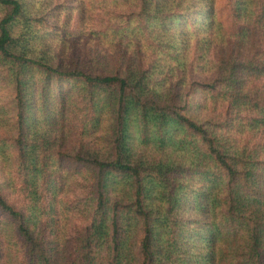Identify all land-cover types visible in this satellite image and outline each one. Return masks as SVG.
Returning a JSON list of instances; mask_svg holds the SVG:
<instances>
[{
    "label": "trees",
    "instance_id": "1",
    "mask_svg": "<svg viewBox=\"0 0 264 264\" xmlns=\"http://www.w3.org/2000/svg\"><path fill=\"white\" fill-rule=\"evenodd\" d=\"M0 264H264V0H0Z\"/></svg>",
    "mask_w": 264,
    "mask_h": 264
}]
</instances>
